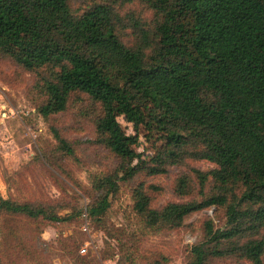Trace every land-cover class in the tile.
I'll return each instance as SVG.
<instances>
[{"label":"trees","instance_id":"1","mask_svg":"<svg viewBox=\"0 0 264 264\" xmlns=\"http://www.w3.org/2000/svg\"><path fill=\"white\" fill-rule=\"evenodd\" d=\"M139 1L156 22L145 27L134 21L135 42L128 45L118 33L123 20L109 2L74 14L69 0H0V53L29 71L49 69L41 86L43 117L64 111L75 91L98 103L96 141L122 159L123 176L142 169L161 173L183 157L215 164L198 175L212 178L223 194L154 209L142 187L134 191V208L149 227L180 226L194 212L226 208L225 226L214 229L206 221L205 239L191 248L186 264L231 255L264 264V0ZM119 117L134 134L117 129ZM139 128L152 154L137 150ZM123 176L93 180L87 217L105 214ZM185 186L180 179L179 193ZM0 212L65 219L49 206L2 197Z\"/></svg>","mask_w":264,"mask_h":264},{"label":"rangeland","instance_id":"2","mask_svg":"<svg viewBox=\"0 0 264 264\" xmlns=\"http://www.w3.org/2000/svg\"><path fill=\"white\" fill-rule=\"evenodd\" d=\"M107 2L123 20L118 33L128 45L135 42L134 21L145 27L156 22L153 10L139 0H69V5L80 14ZM48 71L47 67L26 70L0 53V197L49 206L65 219L0 212V264H186L191 248L205 239L206 221L214 229L225 226L226 208L214 205L194 212L180 226L149 227L134 208V191L142 187L154 209L223 194L212 178L203 181L198 175L215 164L183 157L163 165L161 173L142 169L130 178L123 176L122 159L96 141L95 120L101 109L87 94L72 92L64 111L46 118L40 114L46 100L41 86L50 77ZM118 120V130L135 133L122 117ZM138 132L137 150L152 154L151 141L143 137L142 128ZM55 133L72 155L59 147ZM117 172L124 179L117 181L116 193L109 196V208L100 219L89 215L90 231H83V214L96 195L93 180ZM180 179L186 181L182 194ZM226 195L230 200V192ZM87 241L88 251L82 255L79 250ZM204 264L251 263L231 255L208 256Z\"/></svg>","mask_w":264,"mask_h":264},{"label":"built area","instance_id":"3","mask_svg":"<svg viewBox=\"0 0 264 264\" xmlns=\"http://www.w3.org/2000/svg\"><path fill=\"white\" fill-rule=\"evenodd\" d=\"M83 217H84L85 222L83 224L82 230L85 231V232L86 231H90V222H89V219L87 217V212L86 211L84 212ZM89 244L90 243L88 241L85 242L84 246L80 248L79 253L82 254V255H84V253H87V251H88L87 247H88Z\"/></svg>","mask_w":264,"mask_h":264}]
</instances>
